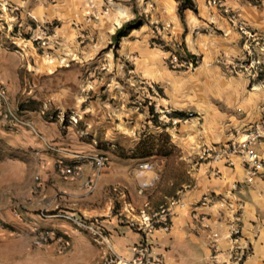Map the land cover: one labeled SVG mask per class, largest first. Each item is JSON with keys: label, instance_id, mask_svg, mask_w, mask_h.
<instances>
[{"label": "crops", "instance_id": "obj_1", "mask_svg": "<svg viewBox=\"0 0 264 264\" xmlns=\"http://www.w3.org/2000/svg\"><path fill=\"white\" fill-rule=\"evenodd\" d=\"M208 1L194 0L197 12L184 10L185 26L172 16L165 39L184 44L198 60L194 68L171 70L158 49L133 45L150 107L128 104L116 92L91 101L96 80L85 82L88 65L80 59L20 61L0 53V85L7 89L0 105V148L7 162L1 180L14 183L17 199L12 212L0 215V264H101L109 248L130 258L141 242L163 264H219L232 247L229 222L216 203L199 202L211 193L230 196L233 184V196L244 203L241 243L251 248L244 264H264V179L248 181L237 156L232 164L197 159L201 146L235 139L264 114V88L251 90L247 79L225 70L244 56L242 39L222 8ZM224 6L264 38V0H224ZM6 108L28 125L8 128ZM160 113L176 122L158 126L154 114ZM69 117L77 122L68 123ZM255 149L264 159V142ZM98 155L107 161L100 169L80 159ZM59 161L80 163V172L61 176ZM143 164L151 169L143 173L140 192L134 173ZM173 198L181 204L173 208L169 232L144 236L129 225L140 210L150 212ZM63 214L95 221L104 239L77 230ZM34 228L60 234L67 247L35 246Z\"/></svg>", "mask_w": 264, "mask_h": 264}, {"label": "rangeland", "instance_id": "obj_2", "mask_svg": "<svg viewBox=\"0 0 264 264\" xmlns=\"http://www.w3.org/2000/svg\"><path fill=\"white\" fill-rule=\"evenodd\" d=\"M176 14L177 2L172 0H0V53L20 61L80 59L88 65L83 69L85 82L96 80L94 88L91 84V101L116 92L128 104L134 101L133 106L150 107L151 99L144 96L145 84L135 72L138 59L133 45L144 43L158 49L161 63L175 70L168 62L170 51L179 45L165 39L172 30L170 19ZM127 22H131L127 35L115 42L113 34ZM147 35L151 38L145 40ZM159 115L154 117L158 126L172 123L169 114ZM160 138L165 140L166 135L162 132ZM4 157L0 148L3 216L17 203L14 183L1 180L7 167ZM5 231L9 235L13 232Z\"/></svg>", "mask_w": 264, "mask_h": 264}, {"label": "built area", "instance_id": "obj_3", "mask_svg": "<svg viewBox=\"0 0 264 264\" xmlns=\"http://www.w3.org/2000/svg\"><path fill=\"white\" fill-rule=\"evenodd\" d=\"M208 3L222 8V11L227 14L231 25L236 28L242 39L244 56L226 63V72L230 75L243 76L248 80L251 90L264 88V38L256 31L251 30L244 21L239 19L237 12L227 9L224 6V0H209ZM177 51L179 55H176ZM168 63L169 67L172 69L179 70L194 68L198 60L193 57H187L183 49L179 47L178 49L170 51ZM6 102L7 89L4 85H0V105H4ZM189 116H191V114ZM2 117L6 124H8V128H12L19 124L28 125L17 113L8 108L3 111ZM76 122L77 120L75 118H68V123ZM171 122L175 123L176 120L171 119ZM261 142H264V114L261 120L248 125L242 129V131L236 133L235 139L223 144L201 146L197 154V159L200 162L212 161L232 164L231 158L237 156L242 161L248 181L253 178L264 179V159L255 149V145ZM80 159L88 160L96 169L104 167L107 162L103 155L81 156ZM56 167L57 172L61 176H76L81 169L80 163L78 162L66 164L59 161L56 163ZM150 169V165L143 164L135 170L134 174L139 182L140 192L143 189V182H141L143 173ZM237 187V184L232 185L230 196L211 193L204 195L199 202V205H206L212 202L216 203L221 216H225L229 222L232 247L229 250V259L219 262V264H244L245 260L251 254L250 246L241 243L242 231L240 221L244 203L233 196ZM180 204L177 198H173L160 204L150 212L140 210L136 218H129V225L144 236L154 231L167 233L170 231L172 224L173 208ZM129 211V207L124 209V212ZM62 216L71 221L77 230L87 232L97 238H101V240L104 239L102 230L96 225L95 221L73 214H63ZM1 226L0 220V227ZM33 232V244L35 246L56 243L63 249L67 247L64 238L52 230L34 228ZM132 252V257L124 258L109 248L101 264H163L160 258L152 255L150 244L147 242H141L135 245L132 248Z\"/></svg>", "mask_w": 264, "mask_h": 264}, {"label": "trees", "instance_id": "obj_4", "mask_svg": "<svg viewBox=\"0 0 264 264\" xmlns=\"http://www.w3.org/2000/svg\"><path fill=\"white\" fill-rule=\"evenodd\" d=\"M177 2V14L181 20V22L183 23V25L185 26V21H184V10L185 9H190L194 12H197V8H196V5L194 3V0H174ZM131 24V22H127L125 24H123L120 28H118L115 33L113 34L112 38L115 42H118V40L123 37V36H126L127 35V28L128 26ZM179 47L181 49H183L185 55L187 57H193V58H196L194 55L190 54L184 44H181L179 45ZM176 55H179V52L177 51L176 52ZM181 70V69H179ZM177 115L179 116H184V113H176ZM154 117H156V115L154 114Z\"/></svg>", "mask_w": 264, "mask_h": 264}]
</instances>
